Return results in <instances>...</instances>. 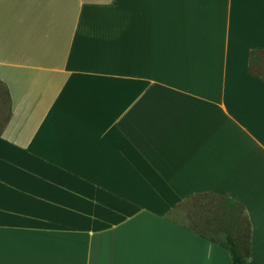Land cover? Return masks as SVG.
<instances>
[{"label": "crops", "instance_id": "obj_1", "mask_svg": "<svg viewBox=\"0 0 264 264\" xmlns=\"http://www.w3.org/2000/svg\"><path fill=\"white\" fill-rule=\"evenodd\" d=\"M255 56L264 0H0V264H264Z\"/></svg>", "mask_w": 264, "mask_h": 264}, {"label": "trees", "instance_id": "obj_2", "mask_svg": "<svg viewBox=\"0 0 264 264\" xmlns=\"http://www.w3.org/2000/svg\"><path fill=\"white\" fill-rule=\"evenodd\" d=\"M189 200L192 202H197L200 205V207L203 206L205 207L206 205L215 206L212 209L208 208V211H212L214 209L217 213H219L218 214L219 223L221 222L222 217L227 216L226 212L224 211L225 206L235 205L232 201L225 199L224 197L215 196L212 194L196 195L191 197ZM215 204H217V206ZM239 224L240 222L237 218L234 217L230 219V227L232 230L226 232L223 241L220 242L219 244L227 249L232 264H248L249 227L246 225L245 235L242 236ZM233 233L235 234L233 235Z\"/></svg>", "mask_w": 264, "mask_h": 264}, {"label": "rangeland", "instance_id": "obj_3", "mask_svg": "<svg viewBox=\"0 0 264 264\" xmlns=\"http://www.w3.org/2000/svg\"><path fill=\"white\" fill-rule=\"evenodd\" d=\"M258 56H255V62L259 61V64H257V68L261 74L263 75L264 78V62L262 61V63L260 62V60L264 59L263 57L257 58ZM259 59V60H258ZM256 64V63H255ZM255 64H253L255 66ZM5 103H6V97L4 96V94L2 93V91L0 90V115H6L7 114V108L5 107ZM240 209H231V212H233L234 214L238 215L239 219H242L243 217V213L242 211H239ZM168 216L177 221L180 222L182 225L184 226H189V227H193L198 229L201 232H205V217H206V212L205 210H200L195 206H191L190 204H188L187 202L185 204H183L182 207H180L179 209L175 210V211H170L168 213ZM243 220V219H242ZM225 229H231L230 224L226 223L224 226ZM241 229V230H240ZM239 230L241 231V235L244 236L245 235V229H246V225H244V223H242V228H240ZM231 231V230H230ZM235 233H233L234 235ZM209 236H213L214 238H217L219 240H222L224 237V233H218L216 235L213 234H208Z\"/></svg>", "mask_w": 264, "mask_h": 264}]
</instances>
